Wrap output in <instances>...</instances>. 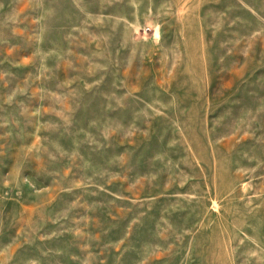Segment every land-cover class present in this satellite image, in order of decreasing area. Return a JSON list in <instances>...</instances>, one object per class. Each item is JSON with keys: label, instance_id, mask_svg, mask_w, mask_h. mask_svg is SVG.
<instances>
[{"label": "rangeland", "instance_id": "374dc122", "mask_svg": "<svg viewBox=\"0 0 264 264\" xmlns=\"http://www.w3.org/2000/svg\"><path fill=\"white\" fill-rule=\"evenodd\" d=\"M0 264H264V0H0Z\"/></svg>", "mask_w": 264, "mask_h": 264}]
</instances>
